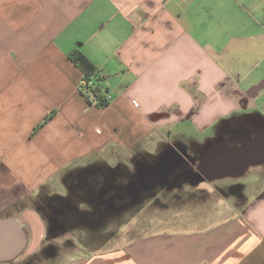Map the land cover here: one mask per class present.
Listing matches in <instances>:
<instances>
[{
  "label": "crops",
  "instance_id": "crops-1",
  "mask_svg": "<svg viewBox=\"0 0 264 264\" xmlns=\"http://www.w3.org/2000/svg\"><path fill=\"white\" fill-rule=\"evenodd\" d=\"M74 50L108 106L81 91ZM250 116L264 121V0H0V214L27 231L25 264H264V172L251 197L229 184L242 209L228 217L184 218L92 255L48 252L40 212L9 210L43 187L65 194L71 171L115 169L131 152L135 164L169 139L200 156L195 143Z\"/></svg>",
  "mask_w": 264,
  "mask_h": 264
},
{
  "label": "rangeland",
  "instance_id": "rangeland-1",
  "mask_svg": "<svg viewBox=\"0 0 264 264\" xmlns=\"http://www.w3.org/2000/svg\"><path fill=\"white\" fill-rule=\"evenodd\" d=\"M172 141L175 144L174 140L169 139L168 142H161L159 146L160 148L162 146L166 147ZM195 144H197L195 151L200 150V145L198 146V143ZM135 155L134 152H131L129 156L122 158V179H124L122 185L126 184L128 174L133 175L135 171V164L132 160L133 158L135 160ZM258 172L260 174L264 172V163L250 166L240 176L216 179L212 180L211 183L202 182L198 187H189L187 185L182 191L169 192L157 189L152 192H142L136 198L135 203L122 208L120 213L108 216L107 219L100 223H93L92 225L79 224L57 233L51 232V219L47 218L53 208L51 198L39 199L38 195H29L25 200H18L14 207L9 210L15 213L23 208L32 207L40 212L48 226L46 229L47 238L43 243V247L47 248L50 243L51 253L57 252L60 257L66 251L74 250L75 252L92 255L105 251V248L122 247V244H126L138 236L148 234L159 228H165L174 222L179 221L182 223L184 218L187 220L192 216L196 218L210 216L215 214V212L217 214L220 209L223 212L222 216L228 217L231 214L230 212L237 208L242 209L241 201L229 189V184L234 181L245 183L246 195L251 197L255 194L256 185L261 178ZM99 186H103V183L101 182ZM122 188L124 187L122 186ZM16 190H18L16 193H26L25 186H20ZM50 192L48 189L47 193ZM177 192L179 194H176ZM74 200L71 202L76 203L80 210L89 209L90 203L88 200L81 199L77 202ZM80 218L76 214H71V220L75 222ZM216 221L218 220H213V222ZM42 249H40L36 257H45ZM23 257L20 256L17 262L14 261L10 264H25L29 258L23 259Z\"/></svg>",
  "mask_w": 264,
  "mask_h": 264
},
{
  "label": "water",
  "instance_id": "water-1",
  "mask_svg": "<svg viewBox=\"0 0 264 264\" xmlns=\"http://www.w3.org/2000/svg\"><path fill=\"white\" fill-rule=\"evenodd\" d=\"M199 152L198 170L186 169L185 181L199 185L206 180L240 176L250 166L264 163V121L250 116L234 123L226 122L218 135L208 140ZM183 159L176 150L169 148L157 164L144 166L134 177L133 188L157 184L175 171ZM190 161L196 162L194 158ZM27 245L28 234L21 223L12 216L0 214V264L19 258Z\"/></svg>",
  "mask_w": 264,
  "mask_h": 264
},
{
  "label": "flooded vegetation",
  "instance_id": "flooded-vegetation-1",
  "mask_svg": "<svg viewBox=\"0 0 264 264\" xmlns=\"http://www.w3.org/2000/svg\"><path fill=\"white\" fill-rule=\"evenodd\" d=\"M169 146L161 147L162 149L160 148L154 154L140 153V155H137L135 171L133 175L128 174L126 184L122 185V181H124L122 179V165L115 169L94 165L90 168L69 172L65 179L67 189L65 194L53 191L47 193V187L40 189L38 193L39 199L51 198L53 204L51 213L47 216V218L51 219V232L57 233L58 231L68 230L79 224L92 225L93 223H100L107 219L108 216L116 215L122 211V208L135 203L136 198L142 192H152L157 189L172 192L176 190L182 191L187 185L193 187L190 181H185L184 171L186 169L198 170L200 161L196 152L183 153L184 159L176 170L168 173V176L159 180L160 182L157 184L153 186L141 184L142 186L139 185L138 188H133L134 177L142 171L144 166L157 164L161 160L162 155L167 152ZM177 152L182 154V151ZM190 158H194L196 162L192 163ZM101 182L103 186H99ZM176 194L179 193L177 192ZM73 199H75V202L81 199L88 200L90 203L89 209L80 210L76 203L71 202ZM71 214H76L81 218L75 222L71 220ZM50 248L51 244L48 245L46 250L51 253Z\"/></svg>",
  "mask_w": 264,
  "mask_h": 264
},
{
  "label": "trees",
  "instance_id": "trees-1",
  "mask_svg": "<svg viewBox=\"0 0 264 264\" xmlns=\"http://www.w3.org/2000/svg\"><path fill=\"white\" fill-rule=\"evenodd\" d=\"M71 60L78 65V67L82 70L84 77L83 79H89L96 82V88L93 90L94 94L99 98L97 105L100 107L108 106L110 100L105 95L98 81L101 78L98 76V73L94 67V65L89 61V59L79 50H74L69 54ZM81 91L87 94L88 98H91L90 94H88L83 85H81Z\"/></svg>",
  "mask_w": 264,
  "mask_h": 264
},
{
  "label": "built area",
  "instance_id": "built-area-1",
  "mask_svg": "<svg viewBox=\"0 0 264 264\" xmlns=\"http://www.w3.org/2000/svg\"><path fill=\"white\" fill-rule=\"evenodd\" d=\"M99 85L101 86V89L103 90V92L105 93V95L107 96V90L104 88V86L102 85V80L98 81ZM82 85L84 86L86 92L88 94H90V96L92 98H94V101L97 103L99 101V98L94 94L93 90L96 88V82L93 80H89V79H83L82 81ZM108 97V96H107ZM109 99V98H108ZM135 105H137L136 102H134Z\"/></svg>",
  "mask_w": 264,
  "mask_h": 264
}]
</instances>
